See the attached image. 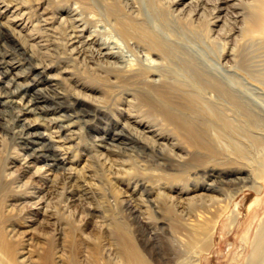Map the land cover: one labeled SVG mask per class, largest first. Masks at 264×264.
<instances>
[{"label":"rangeland","instance_id":"374dc122","mask_svg":"<svg viewBox=\"0 0 264 264\" xmlns=\"http://www.w3.org/2000/svg\"><path fill=\"white\" fill-rule=\"evenodd\" d=\"M153 1L155 7L169 3L167 0L165 3ZM14 2L24 3L23 10L29 12L34 23L39 18L40 7L48 6L57 32L48 31L56 34L54 38L48 32H41L44 38L51 39L47 45L54 49L49 51V56L45 54L46 62L51 66L35 67L37 57L31 56L2 24L6 18L0 15V91H15L20 97L25 95V100L34 99L31 104L34 112L26 114L27 118L37 119L33 131L46 134L37 135L39 142H49L47 136L50 133L73 138L68 143L69 152L45 150L42 154L48 156H37L33 162L36 166L44 169L47 163L54 162L69 165L68 159H73L78 175L85 172L84 175L92 176L81 177L74 186V194L61 169L52 170L55 175L51 179L37 176L35 186L43 185L48 189L52 205L49 211L43 213L41 209L35 214L27 203L19 205L22 200L19 198L26 197V186L19 188V185L29 180L35 170V166L27 167L21 159L31 149L16 139L11 130L0 127V264H26L24 257L28 255L34 264H195V258L199 264H264V141H214L213 148L191 147L181 141L186 156L179 158L173 151L137 139L124 128L125 110L120 107L125 106L126 92L136 94L137 89L149 91V87L139 80L138 85L133 79L128 81L129 78L117 70H112V74L102 73L98 76L101 80H97L98 77L90 76L94 74L83 73L84 64L69 51L67 11L77 8L78 16L89 24V32L99 29L98 39L109 38L113 33L110 19L92 8L90 0ZM101 2L102 5L113 4V0ZM135 2L142 8L147 0ZM120 3L116 6L127 11ZM180 16L190 26H196L217 52L219 45L223 47V53L229 49L231 44L212 40L211 35L215 33L210 27L214 24H207V20L196 16ZM62 17L65 19L61 21ZM35 26L40 27V22ZM114 38L122 47L130 45L132 48L127 38ZM3 52L19 60L21 68L27 69L24 81L31 83L29 86L21 88L12 79L17 68L6 71ZM66 64L75 68L86 85L101 87L97 94L106 96L107 105H113V111L103 110L68 93H56L49 75L61 77L59 71ZM19 80L23 81V77ZM21 105L19 102H12L11 106L0 104V109L13 118L10 113L14 111L15 115ZM70 122L73 125L67 126ZM114 136L122 137L123 142ZM102 143L106 147L101 146ZM54 145L57 149V144ZM53 154L58 160H53ZM101 156L107 163H102ZM210 184L216 189H204ZM196 186L198 189L194 188ZM197 190L207 191L214 197L194 205L192 201L196 198L192 195ZM140 192L143 197H148L141 205L143 212L135 211L122 201L138 196ZM77 193L82 199L71 201L75 195L78 197ZM169 195L178 197L173 201L178 204H173ZM169 205L175 212L168 209ZM179 205L184 209L188 207L189 213H180ZM29 215L38 219L29 220ZM216 218L218 222L214 229ZM192 229L200 237L195 241L190 239ZM25 238H29L28 241ZM203 240L208 241L207 248H204ZM28 248L31 251L23 253ZM46 254H49L47 258Z\"/></svg>","mask_w":264,"mask_h":264},{"label":"bare ground","instance_id":"6f19581e","mask_svg":"<svg viewBox=\"0 0 264 264\" xmlns=\"http://www.w3.org/2000/svg\"><path fill=\"white\" fill-rule=\"evenodd\" d=\"M90 1L92 8L99 10L105 19H110L114 34L108 35L109 38H96L99 29L89 32V24L78 16L76 12L78 10L74 7L73 10L67 11L69 19L66 18L69 21L67 32L69 51L84 64L85 72H82L85 74L90 73L94 74H89L90 76L98 77L102 76V73L112 74V70H117L126 75L128 81L133 79L138 85L139 80V83L149 87V91L137 89V95L135 92H126L125 106L120 108L125 110V121L122 123L129 134L143 142L156 144L161 149L173 151L179 158L186 156L184 154L186 149L181 141L197 148L204 146L213 148L214 141L222 140L237 143L250 139L264 141V0H167L169 1L167 6L160 7H155L153 0H147L142 8H138L135 0H113V4L109 5H102L101 0ZM120 2L127 11L116 6ZM23 4H17L14 0H0V15L6 18V22L2 24L9 28L11 34L31 56L37 57L35 67L44 64L49 67L51 65L46 62L45 54L49 56V51L54 47L47 45L51 39L44 38L45 35L41 32H57L52 24L54 17L49 15L48 6H41L37 19L41 26L36 27L37 22L34 23L29 12L23 10ZM180 14L203 18L207 20V24L209 22L214 24L210 27L215 33L211 35L212 40L225 45L231 44L229 49L223 53V47L219 45L220 49L217 52L203 37L204 34L195 28L196 26L192 27L193 24L190 26ZM64 19L62 17L61 21ZM50 33L47 34L53 38L56 36ZM115 36L127 38L131 41L132 48L130 45L122 47ZM5 53L2 54V62L7 67L6 71L9 72L13 67L17 68L12 79L21 88H26L31 84L24 81L27 69L21 68L19 60ZM60 70L61 77H58V74L49 75L56 93L59 95L68 93L103 110L113 111V105H107L106 96L97 94L101 87L86 85L75 68L69 64ZM22 77L23 81H17ZM97 80L101 78L98 77ZM3 97L6 99H0V104L11 106L12 102H19L22 105L15 115L14 111L10 113L13 118L7 117L9 113H6V110L0 109V127L8 128L16 139L27 144L25 145L31 152L21 159L24 164L26 163L25 166H35L29 180L19 185V188L26 186L24 192L26 197L19 198L22 199L19 205L27 203L35 214L41 209L44 213L52 205V196L48 189L42 187L43 185L35 186L34 179L37 176L51 179L55 175L52 170L61 169V174L70 183L72 188L69 189L74 194L76 189L74 186L79 179L92 175L88 173L84 175L85 172H80L81 176L78 175L73 159H68L69 165H61L60 162L47 163L45 170L42 166H36L33 162L37 156H48L42 154L45 150L69 152L68 143L73 138L55 132L56 134L50 133L47 136L49 142H39L37 135L46 134L34 132L37 119L27 118L26 114L28 111L34 112L35 109L31 108L34 99L25 100L27 98L25 95L20 97L15 91L5 93L0 91V98ZM71 125L72 122L67 126ZM225 129L228 131H223ZM113 138L123 142L120 136ZM54 143L57 144V149ZM100 145L106 147L103 143ZM101 158L104 159L103 164L107 163L104 156ZM53 160H58L55 154ZM113 165L110 164V168ZM194 188L198 189L197 186ZM212 188L216 189L210 184L204 189ZM75 196L71 201L82 199L81 195ZM192 196L196 198L192 201L194 205L200 200L214 197L207 191H198ZM28 198L30 201H25ZM169 198L173 202L178 197L169 195ZM147 200L148 197H143L140 192L138 196L122 201L135 211L143 212L141 205ZM173 204H178V201ZM180 208V213L184 212L186 215L189 213L188 207ZM168 209L175 212L172 205H169ZM27 218L32 221L38 219L33 216ZM47 220L49 222V219ZM217 222L218 218L215 219L214 229ZM190 234L193 241L200 238L194 229ZM28 239L25 238L26 241ZM208 245V241L203 240L204 248ZM29 250L24 249L23 253H28ZM45 256L47 258L49 254ZM195 259V264H199L198 258ZM24 260L26 264H34L29 255L24 257Z\"/></svg>","mask_w":264,"mask_h":264}]
</instances>
